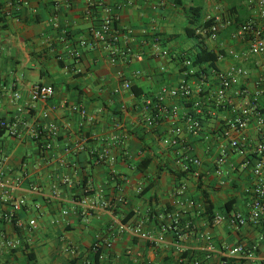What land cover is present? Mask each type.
<instances>
[{
    "label": "crops",
    "instance_id": "obj_1",
    "mask_svg": "<svg viewBox=\"0 0 264 264\" xmlns=\"http://www.w3.org/2000/svg\"><path fill=\"white\" fill-rule=\"evenodd\" d=\"M107 12L118 18L114 44L91 35ZM207 17L222 25L218 41L197 34ZM250 20L264 27L258 0H0V120L18 131L16 136L5 129L0 136V235L16 245L1 250L0 264H131L127 250L142 251L151 264H176V243L202 253L210 244L248 243L264 233L252 225L230 230L226 209L233 201L231 211H247L243 189L252 181L250 169L241 170L239 159L229 157V142L239 135L226 133V123L256 93L264 106V54L240 57L247 45L236 36V28ZM202 49L224 55L213 69L240 66L246 73L219 105L211 72L203 81L184 75L182 59ZM183 80L211 101L199 116L200 133L184 131L172 146L163 140L174 136L181 119L148 126L147 103ZM34 85L51 86L53 97L32 101ZM187 111L181 106L180 116ZM49 123L55 136L42 131ZM241 135L252 145L258 140L252 115ZM46 142L49 148H41ZM221 148L227 158L218 165ZM104 150L113 162L98 159ZM182 157L200 164L188 165ZM202 191L221 223L208 221ZM15 199L25 206L12 221L3 220ZM134 227L162 233L165 243L134 237ZM258 257L264 258V242Z\"/></svg>",
    "mask_w": 264,
    "mask_h": 264
},
{
    "label": "built area",
    "instance_id": "obj_2",
    "mask_svg": "<svg viewBox=\"0 0 264 264\" xmlns=\"http://www.w3.org/2000/svg\"><path fill=\"white\" fill-rule=\"evenodd\" d=\"M80 2L83 0H67V2ZM259 12L264 17V0H258ZM210 17H207L208 21ZM118 21L117 16L110 12L104 16L98 27L91 30L93 39L101 43L114 44L119 41V32L116 30V23ZM222 32V25L219 19H214V22L208 28H198L197 34L202 39H210L212 41H218L219 36ZM236 36L246 43V50L243 51L240 57H246L248 55H259L264 54V27H259L257 23L250 20L243 24L237 31ZM85 42L81 41L79 44L83 45ZM110 62L116 61V55L113 51L109 53ZM75 55H77L75 53ZM235 59H238V55H234ZM224 59L222 53L217 54V60L221 61ZM192 59L184 57L182 59V66L184 68V75L187 78L196 76L201 81L206 79L207 70L214 75L217 82V88L215 90L213 102L217 105L224 99L229 90L238 85L240 79L246 75L245 71L240 66H232L225 70H215L210 64H205L203 67L193 66ZM206 69V70H205ZM123 87L129 89V83H124ZM117 92V91H115ZM54 95V89L51 86L45 85H34L30 90V98L32 101H43L46 102L51 99ZM15 98H18V94H14ZM171 99L173 103L170 106L165 105V101ZM258 93L254 94L252 98L245 104L239 106V114L232 121L226 123V133L235 132L238 133V137L231 139L229 142V157L232 153L239 159L238 167L241 170L249 168L252 173V181L247 183L244 187L243 192L246 196L247 211H229V217L227 222L229 229L238 231L239 229L247 226H258L264 227V106H260L257 103ZM210 99H204L202 96V89L200 87H194L190 81L183 80L176 87L167 88L163 87L157 94V96L147 103V106H152L149 112V117L146 119L148 126H154L161 118L165 120H178L181 119L183 125H179L174 128V136L171 139H164L163 143L176 146L179 144V135L184 131L190 135H198L201 131V123L199 116L204 113L207 104L210 103ZM182 104V105H181ZM185 106L187 112L182 116L179 114L180 107ZM81 119L86 118V112L80 110L79 112ZM250 115L255 119L256 131L258 133V140L255 144H250L248 139L241 134L246 130ZM42 117L45 119L48 117V113H42ZM9 129L12 135L18 136V131L14 129V125H9L5 120H0V131ZM47 131L50 135L55 136L56 128L52 123H49L42 130ZM43 132H40L41 135ZM114 140V139H113ZM41 148H49V144L46 142L41 145ZM188 165H199L198 159L184 158ZM227 158V153L224 148H221L216 164L222 165ZM100 161L113 162L114 157L108 150L102 151L99 158ZM188 165L185 169H189ZM67 183V180H64ZM4 182L0 177V188L4 187ZM185 191V187L180 188L179 194ZM105 205L104 202L101 203ZM189 205H193L189 202ZM25 206L24 199H15L11 203V209L8 213L3 214L2 218L5 221H12L15 214ZM95 204L91 203V207ZM178 217H175L174 223L177 224ZM223 221L222 216H215L212 223L219 224ZM29 226L32 229H36L37 225L35 221H29ZM187 231H190V224L184 225ZM165 229H163L164 231ZM134 237L143 239V241L149 244H163L165 238L162 233L159 235H152L145 233L140 227H134L131 230ZM206 240L210 241L207 236ZM264 242V233H260L251 242H242L235 245H217L210 244L202 253L194 252L179 246L178 243L174 244V251L176 253V264H248L249 262L259 261V264H264V258L259 259L260 244ZM15 243L0 235V252L3 248L13 249ZM110 247V243L106 244ZM97 244L93 245V253L98 251ZM126 257L131 259V264H151L145 261V257L142 251H131L125 252Z\"/></svg>",
    "mask_w": 264,
    "mask_h": 264
},
{
    "label": "trees",
    "instance_id": "obj_3",
    "mask_svg": "<svg viewBox=\"0 0 264 264\" xmlns=\"http://www.w3.org/2000/svg\"><path fill=\"white\" fill-rule=\"evenodd\" d=\"M214 22L213 18H210L208 21H205L203 23H200L198 25L199 28H208L210 25H212ZM241 27V26H240ZM240 27H237L236 29L238 30ZM192 59V58H191ZM217 60V55L214 54L211 51H208L206 49H202L200 52H198L194 58L192 59L193 66L195 67H200L205 64H210L213 65ZM136 94V93H135ZM3 131H0V136L2 135ZM202 200H203V208L205 211V214L207 215V219L209 222H212L215 213H214V206L211 200L208 198V194L205 191H202ZM229 204V205H228ZM233 201H229V203L226 204V209L227 211H231ZM98 257H95V263L97 262Z\"/></svg>",
    "mask_w": 264,
    "mask_h": 264
}]
</instances>
